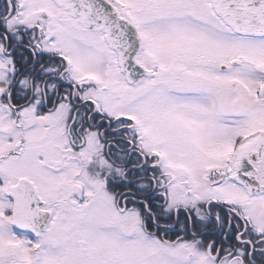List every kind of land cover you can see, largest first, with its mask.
<instances>
[{"label": "snow or ice", "instance_id": "snow-or-ice-1", "mask_svg": "<svg viewBox=\"0 0 264 264\" xmlns=\"http://www.w3.org/2000/svg\"><path fill=\"white\" fill-rule=\"evenodd\" d=\"M0 264H264V0H0Z\"/></svg>", "mask_w": 264, "mask_h": 264}]
</instances>
